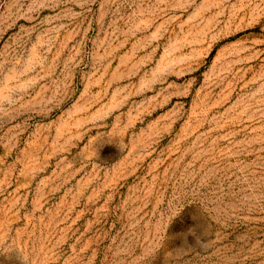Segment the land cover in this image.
Listing matches in <instances>:
<instances>
[{
  "label": "rangeland",
  "instance_id": "rangeland-1",
  "mask_svg": "<svg viewBox=\"0 0 264 264\" xmlns=\"http://www.w3.org/2000/svg\"><path fill=\"white\" fill-rule=\"evenodd\" d=\"M0 264H264V0H0Z\"/></svg>",
  "mask_w": 264,
  "mask_h": 264
}]
</instances>
